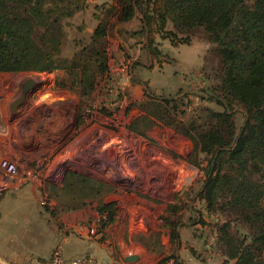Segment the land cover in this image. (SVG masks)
Listing matches in <instances>:
<instances>
[{
    "label": "rangeland",
    "instance_id": "rangeland-1",
    "mask_svg": "<svg viewBox=\"0 0 264 264\" xmlns=\"http://www.w3.org/2000/svg\"><path fill=\"white\" fill-rule=\"evenodd\" d=\"M106 3H113V0H89L87 8L66 25L64 56L72 54L75 38L92 33L98 23L93 14H102L100 7ZM80 26L85 32L80 31ZM140 28L138 19L112 26L109 34L110 74L99 76L95 90L84 100L78 89L55 85L57 76L67 79L63 71L0 72V175L4 161L15 165L12 178L15 183H34L39 187L38 202L32 204L31 209L40 205L54 212L72 211L73 206L86 201L73 188L58 190L57 184H63L68 171L107 182L112 190L93 200L104 202V196L110 193L121 197L120 203L116 201L118 218L112 230L115 234L125 232L126 253H141L137 262L127 264H160L163 259L176 257L182 264H225L220 228L229 222L231 233L243 235L246 229L237 220V214L229 210H210L206 200L198 196L204 173L184 159L172 158L167 150H178L177 153L187 157L192 145L185 138L166 129L139 108L126 111L131 102L142 99L135 98V87L145 90L142 85L145 82L139 86L137 77L151 85L158 95H175L189 90L195 107L206 105L222 110V106L209 101L202 91L220 83V58L216 53L208 54L214 44L204 29H196L190 43L178 45L154 32L152 43L162 54L145 57L148 39L144 33L130 36ZM168 28H172L171 22ZM137 44L141 46L139 56H143L145 65L150 67L134 73L131 59L137 53ZM122 66L124 71L118 73L116 69ZM29 79L34 80L35 85L29 89L23 103L13 110L12 103L22 94ZM177 88L181 89L175 93L165 92ZM81 101L85 103L83 127L77 126L78 134L70 142L69 138L75 132V108L78 105L79 115ZM236 118L240 125L243 121L241 109H237ZM127 125L145 131L155 142L140 136ZM150 133L163 139L158 141ZM177 191L181 194L174 200L172 195ZM170 204H175L176 208L169 210ZM101 217L99 214L94 227L95 234L103 235V241L106 236ZM89 220L93 222L94 219ZM174 229L179 233L178 240L170 238ZM110 245L122 264L123 250L117 251L113 241ZM142 245H148L150 253ZM262 258L264 264V251ZM233 263V260L229 261V264Z\"/></svg>",
    "mask_w": 264,
    "mask_h": 264
},
{
    "label": "trees",
    "instance_id": "trees-1",
    "mask_svg": "<svg viewBox=\"0 0 264 264\" xmlns=\"http://www.w3.org/2000/svg\"><path fill=\"white\" fill-rule=\"evenodd\" d=\"M88 1L0 0V72L63 71L70 84L57 76L55 85L78 89L84 100L95 90L99 76L110 74L112 26L138 19L141 28L130 35H148V50L158 57L162 53L152 43L154 32L178 45L190 43L195 30L204 29L214 44L208 54L219 56L221 68L220 83L202 91L223 109L195 107L189 90L158 95L147 86L143 98L131 102L126 111L139 108L192 142L187 157L167 150L204 173L198 196L206 200L208 208L234 211L246 229L241 235L229 231V222L221 226L225 264L232 260L233 264H263L264 0H113L100 7L104 15L94 12L98 23L92 33L75 38L72 54L64 56L66 25L87 8ZM79 29L85 32L82 26ZM83 105L81 101L77 126L84 123ZM237 109L243 113L240 125ZM127 128L155 142L145 131L131 125ZM65 188H73L86 201L112 190L107 182L72 170L58 190ZM179 194L174 193V200ZM86 201L72 209L86 206ZM96 207L105 228L117 221L116 201H100ZM173 208L175 204H170L169 210ZM60 211H52V215ZM170 238L178 240L176 229ZM172 260L173 264L183 263L176 257L160 264H172Z\"/></svg>",
    "mask_w": 264,
    "mask_h": 264
},
{
    "label": "crops",
    "instance_id": "crops-1",
    "mask_svg": "<svg viewBox=\"0 0 264 264\" xmlns=\"http://www.w3.org/2000/svg\"><path fill=\"white\" fill-rule=\"evenodd\" d=\"M145 37L148 39V35ZM135 48L137 53L135 57L131 59L133 60L131 71L138 73L143 67H150V65H145L143 56L147 57V55H153L149 52V47L146 46V54L140 57V44H137ZM121 54L123 53L121 52ZM167 62H169V60ZM165 64L166 63H164V65ZM116 70L118 73L123 72L124 66ZM136 80L139 86L140 83L145 82L142 84L144 88L146 89L147 86H149L152 90L151 85L147 84L145 80L138 77ZM125 84H128V82H125ZM137 88L135 87L134 89L135 98L141 99L144 96L145 90L140 91ZM181 88H177L176 90H165V92L175 93ZM77 115L78 105L75 108L74 116L75 132L69 138L70 142L78 134L76 124ZM166 129L175 132L171 128L166 127ZM176 134L185 138L192 145V142L188 138L178 133ZM151 136L158 141H161V138L163 139V137L159 135L154 136L151 134ZM57 185L58 187H62L63 184L60 183ZM39 193V187L34 183H30L27 185L23 184L16 189L8 190L0 197V264H51L50 258L57 245L62 246L63 253L67 258L89 256L91 258V264H119V261L114 255L115 250L113 246L110 245L112 241L116 244L117 251L123 250V252L121 251L122 255L120 257L122 264L134 263L140 259V252L129 251L126 253L125 232L118 231L117 234H115L112 230L113 224L104 228L106 239L103 241L101 240L103 236L101 233L95 234L91 232L99 216L96 207L99 202L98 200H87L86 206L73 209L72 211H60L58 215L54 217L52 211L43 209L40 205L35 207L34 210L31 209V205L36 201L38 202ZM173 196L174 193L172 198ZM104 197V202L118 201L120 203L121 200V197L113 193L106 194ZM93 201L94 203L91 205ZM90 218L94 219L93 222L89 220ZM131 242L134 241L131 239ZM142 246L146 252L150 253L148 247ZM132 254L138 256L136 261H129L126 259Z\"/></svg>",
    "mask_w": 264,
    "mask_h": 264
},
{
    "label": "built area",
    "instance_id": "built-area-1",
    "mask_svg": "<svg viewBox=\"0 0 264 264\" xmlns=\"http://www.w3.org/2000/svg\"><path fill=\"white\" fill-rule=\"evenodd\" d=\"M14 173L15 165L4 161L2 164V174L0 175V197L6 191L19 188L23 185L21 183H15V179H12L14 178ZM91 232L95 233V227L91 229ZM50 261L51 264H91V258L89 256L67 258L63 253L61 245H57L54 248Z\"/></svg>",
    "mask_w": 264,
    "mask_h": 264
},
{
    "label": "water",
    "instance_id": "water-1",
    "mask_svg": "<svg viewBox=\"0 0 264 264\" xmlns=\"http://www.w3.org/2000/svg\"><path fill=\"white\" fill-rule=\"evenodd\" d=\"M34 85H35V81L32 79H29L26 82L22 94L12 103L13 110H16L23 103V100L26 94L28 93L29 89L32 88ZM126 259L129 261H136L138 259V256L132 254L129 255Z\"/></svg>",
    "mask_w": 264,
    "mask_h": 264
}]
</instances>
